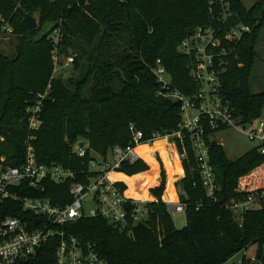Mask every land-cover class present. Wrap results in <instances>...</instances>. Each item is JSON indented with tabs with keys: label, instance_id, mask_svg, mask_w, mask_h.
<instances>
[{
	"label": "trees",
	"instance_id": "1",
	"mask_svg": "<svg viewBox=\"0 0 264 264\" xmlns=\"http://www.w3.org/2000/svg\"><path fill=\"white\" fill-rule=\"evenodd\" d=\"M212 1L0 0V13L16 35L15 53L0 52V158L20 166L31 145L40 164L62 166L74 173L73 182L88 184L96 175L92 162L108 161L115 147L135 146L131 125L143 133L142 144L153 135L177 131L180 105L158 96L162 85L153 69L161 61L172 88L195 96L199 84L188 69L192 59L180 53V46L200 29L212 28L217 38H226L222 8ZM263 8L264 0L250 8L241 0H230L231 13L250 29L231 45L224 43L233 51L221 75L222 97L242 128L264 119V92L254 93L252 88ZM21 11L39 18L36 30ZM57 26L64 32L60 52L75 55L73 66L79 71L67 80L55 74L53 45L47 38L49 29ZM49 87L41 127L32 131L26 110ZM226 129L208 130L207 137ZM81 142L87 146L84 157L75 150ZM209 146L219 185L215 199L207 197L192 147L186 144L185 177L176 183L185 207V227H176L171 206L162 199L166 190L165 200L176 201L174 182L183 174L177 153L164 140L143 146L142 159L125 162L117 170L129 177L123 175L118 184L129 198L152 200L149 190L159 181L153 153H160L167 189L162 169L161 184L150 191L156 200L144 205L146 219L137 223L131 219L121 231L102 217H84L69 224L68 232L91 245L108 264H225L251 247H256V256L244 258L243 264H264V202L248 211L241 223L227 207L248 196L236 191L238 180L261 167L264 156L255 148L230 161L222 145L209 139ZM177 149L182 155L179 143ZM48 187L44 196L56 205L71 203L69 183ZM51 262L41 259L38 264Z\"/></svg>",
	"mask_w": 264,
	"mask_h": 264
},
{
	"label": "built area",
	"instance_id": "2",
	"mask_svg": "<svg viewBox=\"0 0 264 264\" xmlns=\"http://www.w3.org/2000/svg\"><path fill=\"white\" fill-rule=\"evenodd\" d=\"M211 4L221 6L226 27L228 18L233 14L230 11V0H213ZM36 19L39 25V19ZM49 30L47 38L53 45L51 54L56 74L58 69L73 65L75 57L73 54L65 56L60 52L63 28L57 26ZM245 32H250V29L243 27L241 23L227 35L225 33L226 38H217V32L212 28L205 31L200 29L194 38H187L182 42L180 53L191 57L188 69L191 77L199 84L193 97H186L172 88L169 73L161 61H158L153 69L155 77L162 85L158 96L180 105L179 129L165 137L153 135L148 142L142 144L143 133L131 125L135 146L115 147L112 158L108 161L92 162L91 169L96 175L88 184L73 182L74 173L62 166L40 164L31 145L27 148L25 160L20 166H13L5 157H1L0 264H38L41 259L53 260L50 264H108L91 245H85L71 235L67 226L84 217H102L125 231L131 219L137 223L142 220L141 216H147V209L144 207L147 202L127 197V191L118 187L121 181L111 178L112 174H118L117 170L123 163L133 164L142 159L136 152L141 145L152 146L162 139L168 140L170 145L174 144L177 150L175 152L182 162L183 158H187L186 144L190 143L197 173L207 197L215 199L219 185L210 156L209 139L213 140V137L208 139L207 131H216L222 127H241L229 104L222 97L221 75L226 72L225 59L233 51L224 43L231 45L240 40ZM13 34L14 28L10 21L0 13V36ZM50 88L38 94L35 103L26 110L32 131L41 127V114L50 95ZM257 122V128L247 135L251 141L258 142L256 148L264 156V119ZM177 143L183 149L182 155L179 154ZM86 147H80L79 144L76 146L75 150L80 157L86 155ZM66 183H69V194L72 197L71 203L66 206L56 205L51 198L44 196L49 190L48 184ZM236 191L248 194L245 199L232 200L227 206L241 223L248 211L258 209L264 202V164L241 177ZM164 202L172 206L170 202ZM173 205L176 206V213L185 212L181 203ZM200 207L202 205L197 209ZM236 256L225 264H243L244 258H247L244 254L240 261L235 262Z\"/></svg>",
	"mask_w": 264,
	"mask_h": 264
},
{
	"label": "rangeland",
	"instance_id": "3",
	"mask_svg": "<svg viewBox=\"0 0 264 264\" xmlns=\"http://www.w3.org/2000/svg\"><path fill=\"white\" fill-rule=\"evenodd\" d=\"M255 1L256 0H243V2L247 6L253 5L255 3ZM196 35L197 34L193 35L190 38H194ZM15 45H16V35L0 36V52H3L7 56H12L15 53ZM257 53H258V58L256 60V65H255V69H254V74H253V79H252V88H253L254 93H261V92H264V27L262 28V30L260 31V34L258 36ZM74 57H75V55H74ZM84 62H85V59H82L80 61L81 64H83ZM78 73H79V71L74 70V66L71 65V66L66 67V69H58L56 76L60 75L65 80H67L68 78L75 76ZM258 123L259 122H256L253 126L248 125V126H246V128H242L239 126V127H232V128L226 129V130L219 131L213 136V140L216 141L217 143H219L220 145H222V147L224 148L225 153L227 155V158L230 161H236L258 146V142L251 141L247 135V133H249L253 129L257 128ZM170 148L173 149V146L170 145ZM172 156H174V155H172ZM108 158L109 159L112 158V153L109 154ZM158 161L161 165V171L163 169L165 172L166 189H167L168 174H167V171L165 169V164H164L161 156H159ZM148 166H149V170H150V165L148 164ZM180 180H181V177L179 179H177L175 182L177 183ZM161 182H162V177H161ZM161 182H160V184H161ZM165 192H166V190H165ZM149 201H153V199L149 200ZM149 201H147V202H149ZM171 214L173 216V220L175 222V225L178 229L185 227V225H186V214H185V212H181V213L172 212ZM140 218L146 219L145 216H141ZM244 254L247 256V258L255 257L256 256V247H251L246 252L240 253L239 255L236 256L234 261L235 262L240 261L241 258L244 256Z\"/></svg>",
	"mask_w": 264,
	"mask_h": 264
},
{
	"label": "water",
	"instance_id": "4",
	"mask_svg": "<svg viewBox=\"0 0 264 264\" xmlns=\"http://www.w3.org/2000/svg\"><path fill=\"white\" fill-rule=\"evenodd\" d=\"M21 14H22L23 18L29 23V25L31 26L32 29L36 30L38 28V22H37L36 17H34V16L30 15V14H26V13H24V11H21ZM261 17L264 18V9H263V11L261 13ZM240 23H241L240 18L236 14H232L228 18V21H227V24H226V27H225L226 35L229 33V31L232 28L238 26ZM79 145H80V147H84L85 143L81 142ZM175 208H176V206L172 205L171 206V212H175Z\"/></svg>",
	"mask_w": 264,
	"mask_h": 264
},
{
	"label": "crops",
	"instance_id": "5",
	"mask_svg": "<svg viewBox=\"0 0 264 264\" xmlns=\"http://www.w3.org/2000/svg\"><path fill=\"white\" fill-rule=\"evenodd\" d=\"M241 1L243 2V0H241ZM257 1H258V0H256L255 3L253 2L254 4H253V5H250V6H247L244 2H243V4L245 5V7L250 8V7H253V6L257 3ZM160 141H164V139H162V140H160ZM142 146H146V145H141V146H139L138 148H140V147H142ZM152 146H153V145H152ZM152 146H148V147L150 148V147H152ZM172 146L174 147V144H172ZM174 150L177 151L175 147H174ZM159 156H160V153H158V152H157V153H153V157H154L155 161L157 162V164H158V166H159V181H158V183H157L154 187H152L151 189H154V188L158 187V186L160 185V182H161V165H160V163H159V161H158ZM180 163H181V168H182V170H183V174H182V176H181V179H183V178L185 177V172H184L183 165H182V162H181V161H180ZM117 175H124V174H122V173H118ZM124 176H126V175H124ZM126 177H128V176H126ZM128 178H129V177H128ZM121 182H122V181H121ZM174 188H175V193H176V201H174V202H170L172 205H173V204H178V203H180L179 194H178V191H177V189H176V182L174 183ZM151 189H150V190H151ZM150 190H149V194H150L151 198L153 199V201H155L156 199H155L154 196L151 194ZM165 194H166V192H165ZM165 194H164V195H165ZM163 200L166 201V200H165V196H163Z\"/></svg>",
	"mask_w": 264,
	"mask_h": 264
},
{
	"label": "bare ground",
	"instance_id": "6",
	"mask_svg": "<svg viewBox=\"0 0 264 264\" xmlns=\"http://www.w3.org/2000/svg\"><path fill=\"white\" fill-rule=\"evenodd\" d=\"M160 142H162V141H158V142H156L155 144L160 143ZM142 147H143V146H142ZM142 147L136 149V152H137V154H138L140 157H141V149H142ZM111 178L114 179V180H120V181H123V175L112 174V175H111ZM127 197H128V196H127ZM137 201L147 202V201H142V200H137Z\"/></svg>",
	"mask_w": 264,
	"mask_h": 264
}]
</instances>
